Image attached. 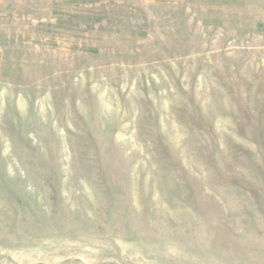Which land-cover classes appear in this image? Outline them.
Wrapping results in <instances>:
<instances>
[{"label":"rangeland","instance_id":"1","mask_svg":"<svg viewBox=\"0 0 264 264\" xmlns=\"http://www.w3.org/2000/svg\"><path fill=\"white\" fill-rule=\"evenodd\" d=\"M0 264H264V0H0Z\"/></svg>","mask_w":264,"mask_h":264}]
</instances>
